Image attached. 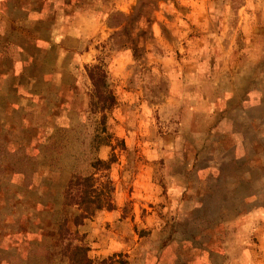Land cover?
Returning a JSON list of instances; mask_svg holds the SVG:
<instances>
[{
  "label": "rangeland",
  "instance_id": "rangeland-1",
  "mask_svg": "<svg viewBox=\"0 0 264 264\" xmlns=\"http://www.w3.org/2000/svg\"><path fill=\"white\" fill-rule=\"evenodd\" d=\"M83 256L264 264V0H0V264Z\"/></svg>",
  "mask_w": 264,
  "mask_h": 264
},
{
  "label": "trees",
  "instance_id": "trees-1",
  "mask_svg": "<svg viewBox=\"0 0 264 264\" xmlns=\"http://www.w3.org/2000/svg\"><path fill=\"white\" fill-rule=\"evenodd\" d=\"M87 70H88V77L91 81V84L94 87L95 91L98 92V97H102V95H104L105 96L104 102L106 101L108 102L109 105H112L114 103V97L112 93L109 90L107 91V95L103 92L107 87L106 73L101 69L99 65H93L89 67ZM101 86L104 88L103 91L100 89ZM99 164L105 165L102 161L97 160L94 164V168ZM92 178H93V175H88L86 177H76L70 180L69 182V187H68V190L66 191V196H65L66 200H69V197L74 196V195H71L72 188L74 186L77 187V185H79L80 183H83V185H81L82 190L77 189V201L74 204L78 205L79 207H82V206H85V207L82 210L83 212L76 217V221H75L76 224H78L77 222H79L80 220H83L87 218L88 216L92 215L93 210L89 209L87 205L94 204L95 202L97 203L95 199H92V193L95 191L91 184ZM79 251H82V249H79ZM83 253L85 254L84 250H83ZM83 259H85L84 260L85 264H93L90 259L84 256H83Z\"/></svg>",
  "mask_w": 264,
  "mask_h": 264
},
{
  "label": "crops",
  "instance_id": "crops-1",
  "mask_svg": "<svg viewBox=\"0 0 264 264\" xmlns=\"http://www.w3.org/2000/svg\"><path fill=\"white\" fill-rule=\"evenodd\" d=\"M81 57H82V59H83L84 62H88L89 60L92 59V55L89 54V52H84V53L81 55ZM108 252L111 253V252H113V250H111V251L108 250Z\"/></svg>",
  "mask_w": 264,
  "mask_h": 264
}]
</instances>
